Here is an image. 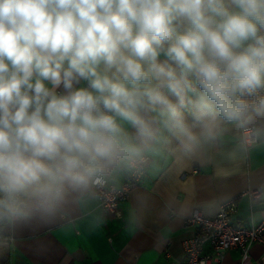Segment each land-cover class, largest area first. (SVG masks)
Instances as JSON below:
<instances>
[{"label":"clouds","instance_id":"9594fccd","mask_svg":"<svg viewBox=\"0 0 264 264\" xmlns=\"http://www.w3.org/2000/svg\"><path fill=\"white\" fill-rule=\"evenodd\" d=\"M229 134L264 137V0H0V224Z\"/></svg>","mask_w":264,"mask_h":264},{"label":"crops","instance_id":"0c3cea01","mask_svg":"<svg viewBox=\"0 0 264 264\" xmlns=\"http://www.w3.org/2000/svg\"><path fill=\"white\" fill-rule=\"evenodd\" d=\"M127 171L112 173L107 183L120 187ZM226 201L233 224L264 220V137L241 148L229 134L223 145L192 159L169 152L150 157L141 183L119 199L115 215L88 191L50 217L4 224L9 264H179L182 242L194 232L185 217L193 209L213 217ZM210 252L204 243L201 253ZM249 253L245 264H264L260 242ZM210 263L240 264V251L227 249Z\"/></svg>","mask_w":264,"mask_h":264},{"label":"built area","instance_id":"2783aa9c","mask_svg":"<svg viewBox=\"0 0 264 264\" xmlns=\"http://www.w3.org/2000/svg\"><path fill=\"white\" fill-rule=\"evenodd\" d=\"M256 139L254 138L253 142ZM147 161L139 169L128 170L120 187H113L105 180L103 185L90 190L104 211L115 215L119 199L127 197L130 190L141 183ZM251 196L255 199L256 193L251 192ZM185 222L194 227V232L182 242L183 257L179 264H211L212 259L220 262L224 251L230 248L239 249L240 264H245L249 259L252 243L257 241L264 246V220L255 225L233 224L231 201L221 203L217 215L213 217L205 216L198 209H193L185 217ZM204 243L210 245L209 254L201 253Z\"/></svg>","mask_w":264,"mask_h":264},{"label":"trees","instance_id":"16d2710c","mask_svg":"<svg viewBox=\"0 0 264 264\" xmlns=\"http://www.w3.org/2000/svg\"><path fill=\"white\" fill-rule=\"evenodd\" d=\"M4 224H0V264L10 263V242L3 231Z\"/></svg>","mask_w":264,"mask_h":264}]
</instances>
